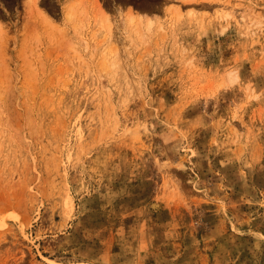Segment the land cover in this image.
Here are the masks:
<instances>
[{"label": "rangeland", "instance_id": "374dc122", "mask_svg": "<svg viewBox=\"0 0 264 264\" xmlns=\"http://www.w3.org/2000/svg\"><path fill=\"white\" fill-rule=\"evenodd\" d=\"M0 264H264V0H0Z\"/></svg>", "mask_w": 264, "mask_h": 264}]
</instances>
